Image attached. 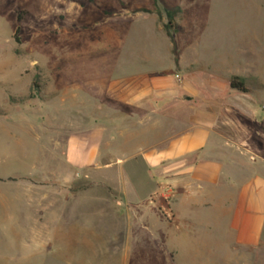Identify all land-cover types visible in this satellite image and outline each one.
Here are the masks:
<instances>
[{
	"label": "rangeland",
	"instance_id": "obj_1",
	"mask_svg": "<svg viewBox=\"0 0 264 264\" xmlns=\"http://www.w3.org/2000/svg\"><path fill=\"white\" fill-rule=\"evenodd\" d=\"M161 1L0 0V264L198 263L197 253H173L163 219L137 205L159 179L142 162L124 161L118 140L112 154L73 173L74 219L57 236H28L23 203L9 200L23 177L53 180L62 163L65 178L77 131L118 134L146 111L161 133L209 119L223 136L253 137L264 155V0ZM234 76L250 94L230 89ZM147 87L152 109L124 105ZM121 182L131 220L117 216L122 203L115 211L111 204ZM201 264H264V245L230 259L207 255Z\"/></svg>",
	"mask_w": 264,
	"mask_h": 264
},
{
	"label": "crops",
	"instance_id": "obj_2",
	"mask_svg": "<svg viewBox=\"0 0 264 264\" xmlns=\"http://www.w3.org/2000/svg\"><path fill=\"white\" fill-rule=\"evenodd\" d=\"M150 91L149 87L124 105L138 112L147 107L152 109L154 102L144 100ZM159 129L154 113L146 111L138 115L134 128L118 134L91 128L70 136L65 178L60 163L59 170L53 172L55 180L34 182L23 177L14 186V196L8 197L10 201L23 203L24 214L32 222L28 236L52 238L64 229V220L73 221L77 199L70 190L73 173L88 170L101 156L112 154L113 144L118 140L120 150L127 156L124 161L142 162L159 179L152 182L153 191L137 205L163 219L173 253H185L179 248L197 253L194 260L201 264L207 255L225 253L230 259L234 252L246 253L264 245V155H257L253 137L238 141L223 136L209 119L187 124L180 131L170 127L161 133ZM23 138H19V143ZM111 166L105 164L107 170ZM45 171L49 173L48 169ZM120 185L122 188L118 190L112 186L119 198L112 199L111 204L122 203L116 206L120 211L117 216L131 220L134 205L128 200L124 183ZM116 207L113 206L114 211Z\"/></svg>",
	"mask_w": 264,
	"mask_h": 264
},
{
	"label": "trees",
	"instance_id": "obj_3",
	"mask_svg": "<svg viewBox=\"0 0 264 264\" xmlns=\"http://www.w3.org/2000/svg\"><path fill=\"white\" fill-rule=\"evenodd\" d=\"M153 1H154V5L156 7L160 4H162L161 0H153ZM166 12L170 17V20H172L173 15L168 10ZM135 13H146V14H154L155 13L160 18H162V15H163L161 10H157L156 12H153L152 10H148V9L136 10ZM165 29H166L167 36L170 38L171 41H173V37H172V33H171V30L173 29V27H172L171 23H168L166 25ZM229 87L231 90L237 91V92L242 93V94H250L251 93V90L247 86L245 79H243L242 77H239V76H234L230 79Z\"/></svg>",
	"mask_w": 264,
	"mask_h": 264
}]
</instances>
